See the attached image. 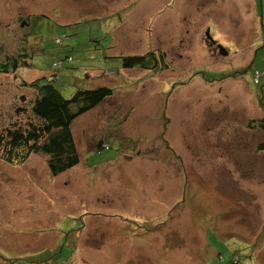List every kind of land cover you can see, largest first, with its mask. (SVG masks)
I'll return each mask as SVG.
<instances>
[{
  "label": "rangeland",
  "instance_id": "374dc122",
  "mask_svg": "<svg viewBox=\"0 0 264 264\" xmlns=\"http://www.w3.org/2000/svg\"><path fill=\"white\" fill-rule=\"evenodd\" d=\"M164 1L0 0V61L22 46L31 55L18 80L49 78L69 53L52 82L63 98L113 90L74 121L73 169L52 178L35 155L24 169L0 161V264H264V133L247 127L264 119V74L252 78L264 70V0L254 11L246 0ZM114 10L131 37L108 49ZM230 28L240 42H212ZM148 51L167 68L124 70L111 56ZM100 69L109 74L86 78ZM13 77L0 75V123L21 94L34 98ZM99 123L123 139L91 151Z\"/></svg>",
  "mask_w": 264,
  "mask_h": 264
},
{
  "label": "trees",
  "instance_id": "16d2710c",
  "mask_svg": "<svg viewBox=\"0 0 264 264\" xmlns=\"http://www.w3.org/2000/svg\"><path fill=\"white\" fill-rule=\"evenodd\" d=\"M25 41L23 40L24 43ZM59 41L55 40L56 43ZM90 41L96 46L100 40L92 38ZM74 50L75 47H72L71 52ZM64 59L72 60L68 53L66 57L60 58L51 65L49 78L47 76L32 81L18 80L16 76L20 68L31 66V55L25 46H22L17 54L5 56L0 61V75L14 76L12 79L15 82L19 81V87L30 89L34 96L33 99L26 100L21 94L19 98L21 104L13 109V114H8L4 123H0V126H3L1 128L3 133H0L1 162L11 166H23L24 169L30 158L35 155L46 164V169L52 178L73 169L80 163L78 148H81L74 139L72 125L75 120L105 103L113 95V90L101 85L78 88L69 99L63 98L52 82L59 80V69ZM120 59L124 70L134 68L163 70L168 66L164 54H156L153 51H148L146 55L121 56ZM255 73L259 72L254 71L252 78L255 77ZM259 81L260 78L256 83ZM252 123L253 121L247 124L249 129L256 127L264 133V119L260 120L258 126ZM107 131L104 137H91L96 142L95 148L90 149L91 151L110 149L112 146L108 145L106 140L112 141L117 137L123 139L114 133L112 128ZM80 135L82 136V133ZM257 149L264 151V142Z\"/></svg>",
  "mask_w": 264,
  "mask_h": 264
},
{
  "label": "crops",
  "instance_id": "0c3cea01",
  "mask_svg": "<svg viewBox=\"0 0 264 264\" xmlns=\"http://www.w3.org/2000/svg\"><path fill=\"white\" fill-rule=\"evenodd\" d=\"M162 1H163V3H162L163 5L162 6H165L167 4L166 1H164V0H162ZM223 2H225V0H223ZM246 2L248 3L249 8H250L251 11H254L255 8L257 7V0H246ZM238 5H239V3H238ZM232 6H235L236 7V0H234ZM96 8H99V10L97 12V16H98L97 21L100 24V22L103 19L106 18V15L100 14L104 10L105 7L103 6V3L101 2L100 4L99 3L96 4L95 9ZM81 9H84V11L87 12L90 9V7L89 6H85L84 8H81ZM121 13L122 12L119 11V10L118 11H115L114 10L111 13V16L112 17H114V16L116 17L118 23H117L116 26L112 27V29H111V32H110L111 33V36H112V38H111L112 39L111 45H113V46L108 47V49L115 48L117 46V43L116 42H118V43H120V42L126 43V42H128L130 40L129 39L131 37L130 33L129 32H124V29L127 28V27H125V25H128V21L126 19L122 18ZM200 17H201V9L199 7V31H203L204 29L206 31V29H208L209 32H210V30H211L210 23H209V25H207V26L204 27L203 25H201V22H200V19L201 18ZM260 22H261V20H260ZM205 24H207V23H205ZM113 33H115V34H113ZM220 33H222V35H220V37H212V41L218 43L221 47H223V45H222L223 44V40H227L228 44L233 46L234 45V42L235 43L236 42H240V40L237 41V34L240 37L243 36V34H244L240 28L239 29H237V28H235V29L234 28H230L227 31L224 30V29H221L220 30ZM225 33H226V35H224ZM148 36H149V34H148ZM102 43L101 42H97L96 45H102ZM111 56H115V57H119L120 58L121 56H124V55L123 54H120V56H117L115 54H112ZM125 56H127V55H125ZM103 74H109V73H107L105 71V69L94 70V71L90 72V75H86V78L89 79V76H90V77H92V79H96L97 80ZM100 85L101 84H94L91 87H93V86H100ZM101 86H104V85H101ZM84 88H90V87L85 86ZM103 105H104V103H103ZM101 106L102 105L98 106L97 108H95L93 111L89 112L86 115H89L90 113H93L94 114V112H96V111L98 112L100 110ZM98 127H99V129H101L100 131L102 133H105L104 132V127L100 123H99V126ZM109 128H114L115 130H120V125H117V124H114V123L108 124L106 129H109ZM107 133L108 132H106L105 135H107ZM114 133H117V132H114ZM92 140L93 141L91 142V145H89L88 147L94 149L96 142L94 141V139H92Z\"/></svg>",
  "mask_w": 264,
  "mask_h": 264
},
{
  "label": "built area",
  "instance_id": "2783aa9c",
  "mask_svg": "<svg viewBox=\"0 0 264 264\" xmlns=\"http://www.w3.org/2000/svg\"><path fill=\"white\" fill-rule=\"evenodd\" d=\"M260 74H264V72H261V73H255V77H254V80H255V83L259 80L260 78Z\"/></svg>",
  "mask_w": 264,
  "mask_h": 264
},
{
  "label": "flooded vegetation",
  "instance_id": "af4514ba",
  "mask_svg": "<svg viewBox=\"0 0 264 264\" xmlns=\"http://www.w3.org/2000/svg\"><path fill=\"white\" fill-rule=\"evenodd\" d=\"M25 23H26V22L23 21V24H25ZM207 34H208V32H207ZM212 42L214 43V41H212Z\"/></svg>",
  "mask_w": 264,
  "mask_h": 264
}]
</instances>
